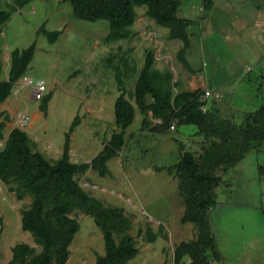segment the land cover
Here are the masks:
<instances>
[{"label":"rangeland","instance_id":"obj_1","mask_svg":"<svg viewBox=\"0 0 264 264\" xmlns=\"http://www.w3.org/2000/svg\"><path fill=\"white\" fill-rule=\"evenodd\" d=\"M179 2L180 16L190 20L186 30L188 47L184 53L189 71L196 72L206 64L204 72L207 80H214L218 76L223 80H232L235 73L241 72L244 75L246 60L238 62L243 55L237 60L232 59L234 25L230 20L236 15L244 18L251 16L252 11L248 12V7L252 4L263 6L264 0ZM136 13L137 19L131 26L136 33L130 41L105 42L108 32L106 20L76 19L71 14L70 5L60 0H31L11 12L9 19L0 25V57L3 65L7 63L10 49L25 48L34 43L25 75L32 80H43V95H49L43 117L31 122L30 128L24 125L31 141L38 140V145L39 142L44 145L50 141L51 147L58 146L62 142L63 129L67 130L72 118L83 117L74 128L72 147L82 154L77 157L79 161H85L84 158L88 161L96 153L115 128L113 101L117 90L107 57L110 55L114 63L119 54L117 46L121 49L132 47L129 53L135 58L136 68H139L143 49L151 46L157 51L165 44L174 52L181 46V41L177 39H165L166 29L152 25L144 17L142 7H137ZM40 26L47 31L60 30L61 33L53 42H49L43 33L37 32ZM150 31H154L156 36ZM239 35L243 40L245 34ZM170 64L175 63L171 61ZM174 70L177 71V68ZM202 75L200 73L199 76L202 78ZM134 79L131 75L123 80L126 98L132 104ZM226 88L224 86L222 90ZM14 89L23 102L19 104L17 112H24L27 105L37 107L41 103V100L29 97L27 86L15 84L10 95ZM257 97L258 94L253 91L249 100L241 101V107L254 110L258 107L255 104ZM231 105V97L227 92H222L216 106H220L222 117L232 120L237 118V113ZM88 106L92 107V112L87 116ZM134 113L135 118L124 129V145L115 157L106 162L108 174L99 176L87 169L76 179L89 194L106 205L121 207L124 214L130 217L129 232L138 252L127 264H174V245L181 240L194 238L196 233L191 223L180 221L183 205L174 170L169 175L165 168H156L171 165L176 160V143L164 136L157 138L149 127L140 128L139 112L135 106ZM96 116L98 122L102 120L107 126L102 132L99 127L97 134L93 132L95 126L91 121ZM238 119L241 120L240 116ZM152 121L149 119L148 124H152ZM183 128L178 126L169 134L189 143L190 136L183 134ZM187 128L190 130L191 126ZM193 140L190 147L197 150L195 146L200 138ZM218 174L221 181L215 188L214 206L208 211L214 245L219 255L218 264H264V146L258 151L248 152L232 169ZM28 201L27 197L16 199L0 182V264L7 262L14 243L25 242L35 246L29 233L19 227V210ZM70 216L77 220L79 228L68 246L65 264H93L95 253L101 254L103 251L100 232L92 218L82 211H73ZM146 227L158 234L153 242L143 240ZM178 264H190L189 258L183 256Z\"/></svg>","mask_w":264,"mask_h":264},{"label":"trees","instance_id":"obj_2","mask_svg":"<svg viewBox=\"0 0 264 264\" xmlns=\"http://www.w3.org/2000/svg\"><path fill=\"white\" fill-rule=\"evenodd\" d=\"M30 1L0 0V25L9 19L11 12ZM60 1L70 5L71 14L76 19L106 20L108 32L105 42L133 39L136 32L131 26L137 19L136 8L142 7L144 17L166 29L165 39L181 41L174 57L184 69H188L184 53L188 47L186 30L190 20L180 16L179 0ZM37 32L43 33L49 42H53L61 33L60 30L47 31L42 26ZM131 49L117 46L119 54L114 63L110 55L107 57L117 90L113 101L115 128L88 161H72L68 154L69 133L79 122L77 116L72 118L64 133L60 155L56 159H49L35 149L34 142L22 129L14 127L4 136L6 118H1L0 112V182L16 199H29L19 210V227L29 233L35 244L14 243L5 264H65L68 246L79 228L77 220L70 216L73 211H82L90 216L100 232L103 251L101 254L95 253L93 264H127L138 252L129 232L130 217L124 214L121 207L106 205L89 194L76 179L87 169L99 176L108 174L107 160L115 157L124 145V129L133 119V106L125 96L123 85V78L134 71V68L128 67L127 61ZM33 50L34 43L25 48L10 49L5 66L0 57V102L25 75ZM153 51L151 46L144 49L132 92L133 103L142 116L140 128H145L149 125V119L155 118L157 121L149 127L153 132L184 126L186 137L190 136L189 143L177 141L176 161L173 164L156 167L165 168L169 175L174 170L183 205L180 221L191 223L196 231L194 238L181 240L174 245L173 262L178 264L183 256H187L190 264H218L219 255L208 220V211L214 206L215 188L221 181L218 173L232 169L248 152L258 151L264 146V100L254 110L243 112L238 123L224 118L212 105L217 98L200 99L203 89L178 90L176 86L179 81L171 80V69L153 70ZM174 89L177 91L174 92ZM48 98V94H42L39 99L41 110L45 108ZM148 98H151L150 102ZM187 126H191V129ZM198 138L197 150H192L190 141H197ZM143 234V240L148 243L158 235L149 227L145 228Z\"/></svg>","mask_w":264,"mask_h":264},{"label":"crops","instance_id":"obj_3","mask_svg":"<svg viewBox=\"0 0 264 264\" xmlns=\"http://www.w3.org/2000/svg\"><path fill=\"white\" fill-rule=\"evenodd\" d=\"M247 11L248 12L252 11L251 16H246L244 18L241 17L240 15H236V17L230 20L231 23L233 22L234 25V31L232 33V39H231L232 59L235 58V60H237L240 55H243V58H241V60H239L238 62H241L242 60H246L245 73H243L244 75H242L241 72L240 74L235 73L236 75H233L232 80H223L222 78H219V76L215 77L214 80H207L208 79L207 75H205L204 72V68L206 64L204 65V67H202V69L200 68L197 69L196 72L185 70L174 57L176 51L174 52L171 51L165 44H162L157 51L155 50L153 51L154 60L152 62V69L157 71H164L166 69L171 68L172 70L171 80L179 81L176 86L178 90L179 89L195 90V89L207 88L211 91L219 93V95H221L222 92H227L228 95L231 97V104H232L231 106L233 110L237 113V118L238 116H240L241 118L243 112L250 111V110H245L243 109V107H241V101L249 100V95L253 91L258 94V97L255 99L256 100L255 104H257V106L264 100V5L260 6L259 4H252L248 7ZM151 23L152 25L154 24L152 21ZM204 29H206V25L204 26ZM150 32H152L153 35L156 36L154 31H150ZM239 33L245 34L243 40L241 39ZM156 38L157 37H155V40ZM242 41L244 42V45H242ZM127 56H128L127 61L129 65L128 67L134 68V71H131L130 75L128 76L132 75L135 78L134 80H136L137 71L139 70L140 67L136 68L135 58L131 56L130 53ZM171 61L172 63L175 64L171 65L170 64ZM169 65H171L170 68L167 67ZM174 68H177V71H175ZM200 73L203 74L202 78L201 76H199ZM239 76L241 77L239 78ZM126 77L123 78V80H126ZM224 86H227V88L222 90ZM124 88H125V96H126V87L124 86ZM177 89H174L173 91L176 92ZM131 92H133V89ZM16 94H17V90L14 89L11 95L9 94L4 101L0 102V112H2L1 118H6V120L4 121V132H5L4 136H6L7 133L14 127H18L22 129L27 134L26 128L24 126L23 127L18 126L16 119L12 120L14 117H16L19 114V112L16 111L19 104L23 103L22 100L18 98ZM216 100L212 101L213 106H216ZM150 101L151 98H148V102ZM129 102L132 104L131 101ZM132 106H133V118H135L134 106L136 107V105L133 103ZM216 108L220 111V106L218 107L216 106ZM46 109H47L46 105L43 110L39 108V104L37 105V107L33 105H27V109H24V112H22V113H28L29 115L30 120L26 124V127L30 128L31 122L35 121L36 118L39 117L42 118L43 117L42 115L44 114V112H46ZM91 112H92V107L90 106L86 107L87 116ZM137 117H140L141 119L142 116L140 112ZM94 118L95 119H92L91 121L94 123L95 126V129L93 131L95 134H97L98 132L97 129H99V127H100V132H102L104 129H107L106 124L103 123L102 120L98 122L97 116ZM237 118L232 120L238 123L240 122V119L237 120ZM82 119L83 117L79 118V122L71 129V132L69 133V143H68L69 158L72 161H77V162H79L77 157H81L82 154L76 152L77 150L75 147H72L71 141L73 136L75 135L74 128L78 126L79 123H81L80 121H82ZM156 121L157 119L153 118L152 123ZM151 125L152 124L147 125L146 127H151ZM140 126L141 124L139 125V127ZM146 127L144 129H146ZM173 130H175V128L170 130H165L164 132H160V131L153 132V134L157 135V138H162L164 136L170 139V141L173 143H177V141H182L179 140L178 138H174L169 134V131H173ZM183 130L185 131L186 128L185 129L183 128ZM66 131H67L66 129H63L64 133ZM88 132L91 131H89L88 129ZM183 134L186 136L184 132ZM107 137L109 136L107 135ZM37 142L34 141V147L36 144L35 149L41 152L46 158L56 159L60 155L63 138H62V142L58 146L53 145L52 147L50 141H47L44 145H42L40 142L38 145ZM100 148H101V144H100ZM176 148H177V144H176ZM50 153L53 156H51ZM84 160L87 161V159L85 158Z\"/></svg>","mask_w":264,"mask_h":264},{"label":"built area","instance_id":"obj_4","mask_svg":"<svg viewBox=\"0 0 264 264\" xmlns=\"http://www.w3.org/2000/svg\"><path fill=\"white\" fill-rule=\"evenodd\" d=\"M19 86H27L29 88V95L31 99L38 101L44 90H45V83L41 79H34L32 80L26 75H23L18 80ZM219 93L211 91L207 88H203L202 94L200 99H210V98H218ZM29 121V115L28 113H20L17 115V124L20 126L25 125ZM170 128H172V125H170Z\"/></svg>","mask_w":264,"mask_h":264}]
</instances>
